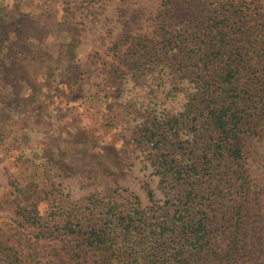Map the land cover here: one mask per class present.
Returning <instances> with one entry per match:
<instances>
[{
  "label": "trees",
  "instance_id": "obj_1",
  "mask_svg": "<svg viewBox=\"0 0 264 264\" xmlns=\"http://www.w3.org/2000/svg\"><path fill=\"white\" fill-rule=\"evenodd\" d=\"M12 2L0 0V89L19 90L12 73L26 59L40 62L58 30L70 47L73 22L64 28L49 9L35 15L32 0ZM66 3L74 18L72 6L94 13L108 2ZM258 9L256 0H160L154 35L127 31L111 42L109 69L127 122L123 154L145 155L164 199L148 181L142 204L118 184L75 199L48 189L45 177L15 180L20 200L0 222V264H264V193L253 210L246 147L264 132ZM42 146L22 147L19 158L49 164Z\"/></svg>",
  "mask_w": 264,
  "mask_h": 264
},
{
  "label": "rangeland",
  "instance_id": "obj_2",
  "mask_svg": "<svg viewBox=\"0 0 264 264\" xmlns=\"http://www.w3.org/2000/svg\"><path fill=\"white\" fill-rule=\"evenodd\" d=\"M66 1L71 0H32L30 9L41 18L44 9L55 12L66 22L64 28L72 20L74 43L69 47L67 35L58 30V36L41 46L44 57L35 58L40 62L26 59L21 71L12 73L24 85L19 90L8 84L0 89V222L9 220L19 203L20 196L11 187L15 180L22 184L45 177L48 189L55 186L75 199L118 184L138 195L142 204L148 203L142 187L148 181L156 198L164 199L145 155L138 150L123 154L127 122L109 69L116 58L107 50L127 31L154 35L153 17L160 0H104L108 3L96 4L100 7L94 13L85 5L76 11L72 6L74 18L64 13ZM256 1L264 15V0ZM82 2L77 0L78 6ZM30 82L36 87L28 88ZM24 146L44 147L50 165L38 168L27 156L19 158ZM246 147L254 210L258 194L264 193V132L248 137ZM166 210L170 212L169 206Z\"/></svg>",
  "mask_w": 264,
  "mask_h": 264
}]
</instances>
